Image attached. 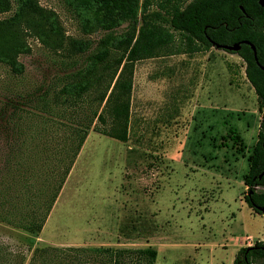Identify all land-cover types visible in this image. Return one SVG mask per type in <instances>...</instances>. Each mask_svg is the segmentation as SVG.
<instances>
[{"label": "rangeland", "instance_id": "374dc122", "mask_svg": "<svg viewBox=\"0 0 264 264\" xmlns=\"http://www.w3.org/2000/svg\"><path fill=\"white\" fill-rule=\"evenodd\" d=\"M156 2L149 0L150 10ZM38 3L56 12L65 35L89 39L90 47L99 39L100 32L80 31L62 0ZM164 26L172 41L132 65L126 140L90 128L40 230L0 219V264H112L101 253L61 251L99 246L150 247L153 264H232L238 247L264 241V213L244 201L264 113L244 62L213 45L191 51ZM26 43L29 51L17 56L22 73L0 62V213L12 209L16 219L44 208L59 159H68L57 151L70 127L90 116L86 102L53 101L74 69L70 59L33 37ZM121 259L135 264L137 256L123 252Z\"/></svg>", "mask_w": 264, "mask_h": 264}, {"label": "trees", "instance_id": "16d2710c", "mask_svg": "<svg viewBox=\"0 0 264 264\" xmlns=\"http://www.w3.org/2000/svg\"><path fill=\"white\" fill-rule=\"evenodd\" d=\"M62 1L78 19L83 34L101 33L93 47L89 39L65 35L56 12L40 6L38 0H0V13L9 12L0 19V62L12 74L22 73L17 56L29 51L26 36L35 38L50 51L69 58L68 67L74 68L63 75L62 84L53 93V101L69 107L86 102L90 113L85 121L70 127L67 143L57 151L68 159L66 162L59 159L63 163L51 177L52 191L50 189L44 208L17 216V219L12 209L0 213L1 220L27 233L40 230L90 128L119 141L126 140L132 65L136 60L154 56L159 47L172 41V33L164 25L178 32L191 51L238 42L239 49L235 53L244 62L245 79L256 95L258 107L264 111V71L259 67L264 65V11L257 0H158L156 8L151 10L149 0ZM243 41L254 46L259 65L254 61L252 49ZM93 118L99 124H93ZM263 139L264 121L261 119L243 177L247 187L244 201L256 213H261L258 208L264 207V191L253 189L256 185L264 187V172L258 176L264 165ZM84 250L104 254L112 264H124L123 252L136 254L135 264H153L156 255L155 249L150 247L61 249L64 252ZM45 251L46 248H34L33 254ZM232 264H264V241L256 240L251 245L238 247Z\"/></svg>", "mask_w": 264, "mask_h": 264}, {"label": "water", "instance_id": "95a60500", "mask_svg": "<svg viewBox=\"0 0 264 264\" xmlns=\"http://www.w3.org/2000/svg\"><path fill=\"white\" fill-rule=\"evenodd\" d=\"M257 3L263 8V11H264V0H257ZM239 7L242 10L241 6H239ZM243 42L250 46V48L252 49V52H253L254 61L256 62V64H258L257 59L255 57L254 46L251 43L247 42V41H243ZM213 46H215L216 48L225 49V50H229V51H237L239 49V43L238 42H235V43H233L231 45L213 44ZM259 67H260L261 70L264 71V65H259ZM262 120L264 121V113L262 115ZM261 146H262V148L264 150V139L262 140ZM263 162H264V159H263ZM263 172H264V165H263L262 170H261V172H260V174L258 176H260ZM258 209H259V211L261 213H264V207H259Z\"/></svg>", "mask_w": 264, "mask_h": 264}]
</instances>
